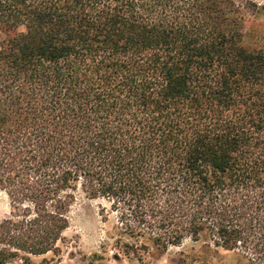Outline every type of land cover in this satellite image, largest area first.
<instances>
[{"label": "trees", "instance_id": "obj_1", "mask_svg": "<svg viewBox=\"0 0 264 264\" xmlns=\"http://www.w3.org/2000/svg\"><path fill=\"white\" fill-rule=\"evenodd\" d=\"M249 1L0 0V264L58 255L79 196L108 204L116 260L190 239L264 264Z\"/></svg>", "mask_w": 264, "mask_h": 264}, {"label": "rangeland", "instance_id": "obj_2", "mask_svg": "<svg viewBox=\"0 0 264 264\" xmlns=\"http://www.w3.org/2000/svg\"><path fill=\"white\" fill-rule=\"evenodd\" d=\"M242 44L248 49L264 51V0H250L245 24L242 28ZM105 209L101 214V209ZM108 204L102 200H88L79 196L69 212V226L58 243V255L48 253L31 256L32 264H137L122 256L113 258L114 249L102 248L110 240L113 214L107 213ZM8 199L0 191V220L9 215ZM106 214V215H105ZM111 241V240H110ZM146 264H250L239 252L225 251L204 240H184L178 246L169 247L156 259Z\"/></svg>", "mask_w": 264, "mask_h": 264}]
</instances>
